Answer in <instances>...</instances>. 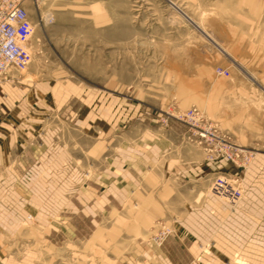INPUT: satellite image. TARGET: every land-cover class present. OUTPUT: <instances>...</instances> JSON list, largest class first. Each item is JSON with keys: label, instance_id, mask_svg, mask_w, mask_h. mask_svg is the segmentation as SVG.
I'll return each mask as SVG.
<instances>
[{"label": "rangeland", "instance_id": "obj_1", "mask_svg": "<svg viewBox=\"0 0 264 264\" xmlns=\"http://www.w3.org/2000/svg\"><path fill=\"white\" fill-rule=\"evenodd\" d=\"M24 5L33 22L32 59L25 71L10 69L8 78L110 96L119 101L125 121L141 114L162 126L172 122L193 161L201 152L208 161H227L240 170L229 176L241 177L243 197L245 171L264 149V130L247 120L264 115V0H24ZM192 109L250 158L210 159L195 127L180 118ZM70 116L55 109L43 121L59 123L65 142L81 155L101 134L85 133ZM231 117L247 123L252 143L242 144L226 131ZM166 196L157 198L162 208H144L147 203L131 199L99 225L79 220L74 236L28 215L14 229L0 227V264H154L133 254L143 248L136 239L141 232L143 243L166 241L169 228L157 230L154 224L179 211L159 203L168 205Z\"/></svg>", "mask_w": 264, "mask_h": 264}, {"label": "crops", "instance_id": "obj_2", "mask_svg": "<svg viewBox=\"0 0 264 264\" xmlns=\"http://www.w3.org/2000/svg\"><path fill=\"white\" fill-rule=\"evenodd\" d=\"M103 98L61 83L25 85L0 78V227L14 229L31 215L53 225L54 231L73 235L79 220L99 225L131 199L147 203L144 208H162L157 198L167 194L168 205L159 203L179 211L153 226H166L170 233L162 246L143 243L144 232L138 234L143 248L133 254L135 259L154 264H187L191 258L205 264H264V149L245 171L243 197L230 204L209 186L218 175H239L238 168L227 161H208L201 152L193 161L182 133H173L178 126H162L155 117L148 120L141 114L125 121L119 101ZM55 109L69 113L73 125L85 133L101 138L78 155L65 142L59 123L43 121L44 113ZM230 120L226 131L242 144L252 143L254 132L247 123ZM247 120L264 130V115Z\"/></svg>", "mask_w": 264, "mask_h": 264}, {"label": "built area", "instance_id": "obj_3", "mask_svg": "<svg viewBox=\"0 0 264 264\" xmlns=\"http://www.w3.org/2000/svg\"><path fill=\"white\" fill-rule=\"evenodd\" d=\"M32 33L33 22L24 0H0V78L8 77L9 68L12 66L18 71L28 69L32 59L29 50ZM180 118L195 127L198 141L206 146L210 159L223 158L238 162L239 154L244 160L250 158L247 151L239 146L227 145L225 136L217 127L203 123L197 109L188 110L181 114ZM242 189V179L239 176L221 174L216 176L211 184V191L215 195L231 203H236L241 198ZM162 238L160 234L159 241ZM191 264L200 263L196 260Z\"/></svg>", "mask_w": 264, "mask_h": 264}, {"label": "bare ground", "instance_id": "obj_4", "mask_svg": "<svg viewBox=\"0 0 264 264\" xmlns=\"http://www.w3.org/2000/svg\"><path fill=\"white\" fill-rule=\"evenodd\" d=\"M180 13H182L184 16L186 15L184 12H180ZM186 18H187L188 21H189L190 23H192L195 27H198V24H196L195 21L191 19V17L189 18L188 15H186ZM46 19H47V18H46ZM198 28H199V27H198ZM10 69H17V68L14 67V66H12V67L9 68V70H10Z\"/></svg>", "mask_w": 264, "mask_h": 264}]
</instances>
